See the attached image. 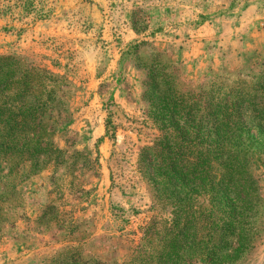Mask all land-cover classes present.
I'll return each instance as SVG.
<instances>
[{
  "label": "rangeland",
  "instance_id": "1",
  "mask_svg": "<svg viewBox=\"0 0 264 264\" xmlns=\"http://www.w3.org/2000/svg\"><path fill=\"white\" fill-rule=\"evenodd\" d=\"M150 4L0 0V264H264V62L186 73Z\"/></svg>",
  "mask_w": 264,
  "mask_h": 264
},
{
  "label": "crops",
  "instance_id": "2",
  "mask_svg": "<svg viewBox=\"0 0 264 264\" xmlns=\"http://www.w3.org/2000/svg\"><path fill=\"white\" fill-rule=\"evenodd\" d=\"M147 28L156 51L197 77L264 62V12L253 1L152 0ZM130 68L117 67L115 77Z\"/></svg>",
  "mask_w": 264,
  "mask_h": 264
}]
</instances>
